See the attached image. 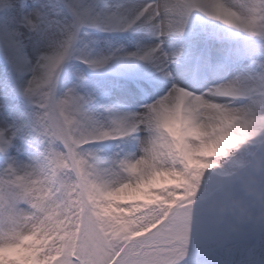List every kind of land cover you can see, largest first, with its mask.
<instances>
[{
  "label": "snow or ice",
  "instance_id": "6c2138e0",
  "mask_svg": "<svg viewBox=\"0 0 264 264\" xmlns=\"http://www.w3.org/2000/svg\"><path fill=\"white\" fill-rule=\"evenodd\" d=\"M0 264H264V0H0Z\"/></svg>",
  "mask_w": 264,
  "mask_h": 264
},
{
  "label": "rangeland",
  "instance_id": "374dc122",
  "mask_svg": "<svg viewBox=\"0 0 264 264\" xmlns=\"http://www.w3.org/2000/svg\"><path fill=\"white\" fill-rule=\"evenodd\" d=\"M132 198L147 199V197H144L142 194H138L136 197H129V199H132Z\"/></svg>",
  "mask_w": 264,
  "mask_h": 264
}]
</instances>
